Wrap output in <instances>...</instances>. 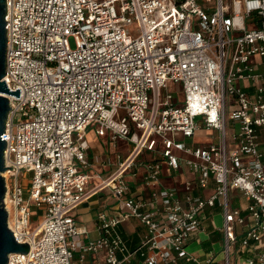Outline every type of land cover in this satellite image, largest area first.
Listing matches in <instances>:
<instances>
[{
	"label": "built area",
	"instance_id": "obj_1",
	"mask_svg": "<svg viewBox=\"0 0 264 264\" xmlns=\"http://www.w3.org/2000/svg\"><path fill=\"white\" fill-rule=\"evenodd\" d=\"M5 5L2 80L20 97L6 95L1 139L12 169L2 174L3 203L16 241L29 245L6 264H72L75 253L101 251L104 264H217L213 252H187L217 208L221 264H231L233 251L253 254L244 264H264V0ZM92 127L131 148L89 190ZM203 131L209 142H194ZM145 153L152 159L142 160ZM163 164L184 165L193 179L163 185ZM139 167L147 196L132 183ZM104 189L123 209L100 211L98 238L80 245L71 213ZM33 211L42 220L30 229ZM130 222L143 228L136 245L121 232Z\"/></svg>",
	"mask_w": 264,
	"mask_h": 264
},
{
	"label": "crops",
	"instance_id": "obj_2",
	"mask_svg": "<svg viewBox=\"0 0 264 264\" xmlns=\"http://www.w3.org/2000/svg\"><path fill=\"white\" fill-rule=\"evenodd\" d=\"M200 133L195 136L194 142L202 145L207 144L209 142V134L203 132L204 135H202ZM85 139L88 142L86 155L87 160L90 164L89 168H87L85 172L92 177L87 186V189L90 190L98 181L95 176L98 174L103 177L109 175L114 170V164L116 162L115 155L120 154L122 156H125L130 149V146L129 143L125 141L119 140L115 143H112L111 141H109L108 136H98L93 127L87 129V131L85 132ZM260 140L262 149H264V130H262L261 132ZM108 159L109 165L106 164V161ZM143 159L149 160L152 159V157L149 153H145L144 155H142V160ZM136 171L139 176L134 179L132 183H135L134 185L138 186L136 187L138 192H143V196H147V188H143L140 183V176H142L143 169L139 167ZM161 175V182L166 186L172 185L178 181L181 182L186 179H193V174L189 172V170L184 165H181L179 167V170L173 171L170 170L165 164H163L161 168ZM205 193L208 194L209 192L206 191ZM241 201L245 205V201ZM122 209V205L114 198L109 189L98 191L89 196L81 204H79L78 207H76L71 213V216L75 220L78 228L81 230V235L79 236L78 240L79 244L84 245L86 241L98 238L99 232L96 228V218L97 214L100 211L108 210L111 212H118ZM213 211L221 212L219 208L209 211L208 221L204 223V231L200 232L201 234H204L207 239L203 241L199 237H197V234L191 239L189 243V245L197 247L195 251L189 252L193 257L203 259L209 252L214 253L212 246H214V243H216L215 239H217V242L219 241L221 245L222 235L213 223ZM34 217L38 218L37 224H39L42 220L41 212L33 211V216L31 218L32 222H30V226L34 222ZM142 231L143 228L137 225L135 222H130L121 228L122 234L131 245H136L137 242H139V234L142 233ZM104 255L105 253L101 251L95 254H87L84 258H80V254L75 253L72 264H94L96 263V261L97 263L104 264ZM216 255L218 257V254ZM252 256L253 254L251 252L246 251L236 253L231 260V264H244L246 258H251ZM217 261V264H221V260H218L217 258ZM132 264H137V262L133 261ZM178 264L193 263H185L183 261H180Z\"/></svg>",
	"mask_w": 264,
	"mask_h": 264
},
{
	"label": "water",
	"instance_id": "obj_3",
	"mask_svg": "<svg viewBox=\"0 0 264 264\" xmlns=\"http://www.w3.org/2000/svg\"><path fill=\"white\" fill-rule=\"evenodd\" d=\"M5 6V0H0V264L7 263V257L9 254H26L29 250V245L27 243L17 242L12 232L8 228V214L3 203L6 187L2 174L6 171V169H12L6 168L4 164L3 155L6 142L1 139V135L4 132L7 114L10 109L6 95L20 97V89H16V92L9 91L5 80H2L3 76L5 75V46L7 36Z\"/></svg>",
	"mask_w": 264,
	"mask_h": 264
},
{
	"label": "rangeland",
	"instance_id": "obj_4",
	"mask_svg": "<svg viewBox=\"0 0 264 264\" xmlns=\"http://www.w3.org/2000/svg\"><path fill=\"white\" fill-rule=\"evenodd\" d=\"M130 29H132L133 30V28H130ZM70 43H71V47H73L74 45H73V42H72V40H70ZM178 97H179V99L182 97V94L181 93H179L178 94ZM204 132V131H203ZM203 132H201L200 134H202V135H204V133ZM179 139H181L180 137H179ZM159 140V138L157 137V136H153L152 137V139H151V144H150V146L151 147H154V143H156L157 141ZM186 143H190V140L188 139V140H186ZM129 146H130V148H131V145L129 144ZM5 173V172H4ZM20 178H22V177H20ZM232 206L233 207H238V204L236 203V202H234V204H232ZM212 216H213V223L215 224V226L217 227V228H221L222 227V215H221V212H219V211H213V214H212ZM34 222H33V224L30 226V229H32L33 227H35V226H37L38 224H37V222H38V218L37 217H34ZM197 237H199L201 240H206L207 238L205 237V235L204 234H198L197 235ZM215 241H216V243H214V246H212V248H213V251H214V253H216V254H218V260H222V254H221V249H222V246L220 245V243H219V241L217 242V239H215ZM196 246H191V245H189L188 247H187V252H192V251H195L196 250ZM232 251H233V248H232ZM233 257H234V251L233 252H231V254H230V258H231V260L233 259Z\"/></svg>",
	"mask_w": 264,
	"mask_h": 264
}]
</instances>
